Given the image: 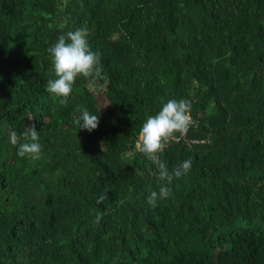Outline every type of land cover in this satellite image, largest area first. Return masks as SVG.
Masks as SVG:
<instances>
[{"label": "trees", "instance_id": "obj_1", "mask_svg": "<svg viewBox=\"0 0 264 264\" xmlns=\"http://www.w3.org/2000/svg\"><path fill=\"white\" fill-rule=\"evenodd\" d=\"M81 28L103 71L62 106L48 49ZM172 99L192 123L157 155L192 167L153 207L135 145ZM0 264H264V0H0Z\"/></svg>", "mask_w": 264, "mask_h": 264}, {"label": "clouds", "instance_id": "obj_2", "mask_svg": "<svg viewBox=\"0 0 264 264\" xmlns=\"http://www.w3.org/2000/svg\"><path fill=\"white\" fill-rule=\"evenodd\" d=\"M88 35L87 28L77 29L74 32L69 31L61 34L57 42L48 49L53 58L56 78L47 81L46 91L57 97H63L59 101L62 106L67 105V97L71 94L72 86L78 75L91 78L93 81L101 77L103 66L100 54L90 49L86 39ZM190 110L191 103L188 100H169L155 116L147 117L139 132L136 148L156 166L158 179L165 182L159 188L158 193L153 191L147 198V203L153 207L156 206L158 199H165L171 194L168 185L173 178L186 175L192 167V160L186 159L169 170L157 155L163 151L168 142L176 139V133L187 134L192 123ZM80 111V116L74 121L79 129L88 131L96 129L99 115L90 113L86 108ZM39 133L34 124L25 128L20 139L15 132L10 133L9 142L12 145L18 144L16 153L18 157L28 156L33 161L40 158L42 146L39 143ZM103 200L104 197L101 196L96 203H102ZM100 219L101 217L97 215L96 222L99 223Z\"/></svg>", "mask_w": 264, "mask_h": 264}, {"label": "built area", "instance_id": "obj_3", "mask_svg": "<svg viewBox=\"0 0 264 264\" xmlns=\"http://www.w3.org/2000/svg\"><path fill=\"white\" fill-rule=\"evenodd\" d=\"M174 140H178V139H174Z\"/></svg>", "mask_w": 264, "mask_h": 264}]
</instances>
